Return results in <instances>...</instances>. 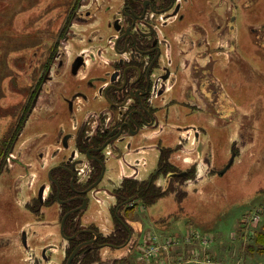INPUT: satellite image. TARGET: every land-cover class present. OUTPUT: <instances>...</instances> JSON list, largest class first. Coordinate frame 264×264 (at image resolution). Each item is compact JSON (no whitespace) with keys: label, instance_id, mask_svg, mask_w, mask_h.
<instances>
[{"label":"flooded vegetation","instance_id":"obj_1","mask_svg":"<svg viewBox=\"0 0 264 264\" xmlns=\"http://www.w3.org/2000/svg\"><path fill=\"white\" fill-rule=\"evenodd\" d=\"M233 1L242 11L250 9V0L72 1L11 134L12 145L3 152L23 171L16 181L29 188L22 206L31 219L45 221L48 209L57 208L66 240L62 264L80 245L72 264H98L94 257L107 247L133 248L141 233L138 214L172 194V181L196 179L197 171L175 169L169 155H197L202 129L169 123L179 146L166 147V114L186 108L197 114L194 121L213 120L220 109H230L219 100L216 69L233 61ZM105 19L112 34L103 42L97 25ZM40 123L53 124L54 136L29 141ZM153 151L159 153L157 168L142 178L144 156ZM112 162L119 166V182L106 191ZM99 193L114 200L109 232L89 226L99 223L84 217L92 201L103 203ZM31 196L34 204H28ZM20 233L21 246L28 248L29 226ZM54 249L59 247L47 244L40 256L33 251L28 264H59Z\"/></svg>","mask_w":264,"mask_h":264},{"label":"rangeland","instance_id":"obj_2","mask_svg":"<svg viewBox=\"0 0 264 264\" xmlns=\"http://www.w3.org/2000/svg\"><path fill=\"white\" fill-rule=\"evenodd\" d=\"M72 1L0 0V264H28L33 251L40 256L47 244L59 247L53 253L57 263L62 264L65 259L61 247L66 240L57 208L48 209L45 221L31 219L22 206L28 200L25 194H29V188H21V181H16L23 171L7 161L3 152L7 145H12L11 134L20 124L25 103L51 54L56 31ZM250 3V9L242 11L240 4L233 1L238 25L233 61L225 60L216 69L222 92L219 100L231 105L230 109H220L213 120L197 116L199 120L194 121L192 117L197 114L186 108L166 114V147L179 146L169 123L176 126L188 123L202 129L197 155H184L179 150L169 155L175 169L197 171V176L187 182L172 181V194L138 214L142 226L141 233L133 240L136 244L143 242L149 232L165 238L196 228L215 237L211 245L215 249L210 254L214 264H264V253L259 249L251 251L248 241L241 240L237 231L254 211L263 215L261 224H264V0H250ZM216 13H224L220 5ZM107 24L105 19L97 25L103 42L112 34ZM172 116L180 117L181 121H173ZM55 132L53 124L40 123L28 138L31 141L40 136L35 140L38 143ZM144 157L148 166L142 170L141 177L146 179L156 170L159 153L153 151ZM232 158L229 169L220 175ZM109 168L106 191L113 190L119 182L118 164L112 162ZM98 197L103 203L92 201L84 217L92 216L99 224H90L85 218L83 221L109 232L113 228L109 207L114 200L102 193ZM34 201L31 196L28 204ZM40 223H47V227ZM27 226L32 235L27 240L28 248L23 243L24 248L20 244V232ZM136 250L131 246L107 247L93 260L97 259L98 264H126L122 258L126 254L132 258L128 263L134 264ZM174 254L175 251L170 253L169 260L165 253L161 260L165 258L169 264L175 261Z\"/></svg>","mask_w":264,"mask_h":264},{"label":"built area","instance_id":"obj_3","mask_svg":"<svg viewBox=\"0 0 264 264\" xmlns=\"http://www.w3.org/2000/svg\"><path fill=\"white\" fill-rule=\"evenodd\" d=\"M261 215L259 211H254L241 225L244 241L247 242L255 237L262 225ZM166 237L170 238L166 241ZM166 237L163 238L156 232H149L143 242L133 246L137 250L132 263L166 264L165 258L161 260V255L166 253L170 260V253L175 251V261L169 262V264H214L209 252L211 245L215 242V237L212 234L195 228L184 234Z\"/></svg>","mask_w":264,"mask_h":264},{"label":"trees","instance_id":"obj_4","mask_svg":"<svg viewBox=\"0 0 264 264\" xmlns=\"http://www.w3.org/2000/svg\"><path fill=\"white\" fill-rule=\"evenodd\" d=\"M263 216V215H262ZM238 233H239V237L240 239H244L243 238V233H242V227L241 225L239 226V230H237ZM125 240L122 239L120 241H118V243H123ZM76 243L77 241H75L72 245L73 247L72 248H75L76 247ZM247 245L249 246V249L252 251V250H260L261 252L264 253V224L261 225V227L258 229V231L256 232V235L254 238H252L251 240L248 241ZM132 258H130L129 256L126 257L124 259L125 263L127 264L128 262L131 261ZM91 262V261H90ZM89 262V263H90ZM117 262V261H115ZM83 264V263H82ZM86 264V262L84 263ZM129 264V263H128Z\"/></svg>","mask_w":264,"mask_h":264},{"label":"water","instance_id":"obj_5","mask_svg":"<svg viewBox=\"0 0 264 264\" xmlns=\"http://www.w3.org/2000/svg\"><path fill=\"white\" fill-rule=\"evenodd\" d=\"M233 160L234 158L231 159L230 163L228 164V166L223 170L221 171L219 174L222 175L224 174L228 169L229 167L231 166V164L233 163ZM84 245H80L78 248H76L73 253L70 255L68 261L66 264H72V262L74 261L75 257L77 256L79 250L83 247Z\"/></svg>","mask_w":264,"mask_h":264},{"label":"crops","instance_id":"obj_6","mask_svg":"<svg viewBox=\"0 0 264 264\" xmlns=\"http://www.w3.org/2000/svg\"><path fill=\"white\" fill-rule=\"evenodd\" d=\"M201 230V229H200ZM214 247H213V250H212V246H211V248L209 249V252H210V254H212L213 255V251H214ZM131 258V257H130Z\"/></svg>","mask_w":264,"mask_h":264}]
</instances>
